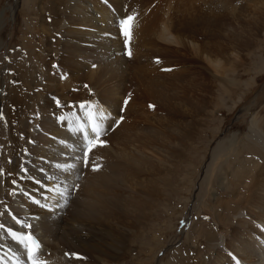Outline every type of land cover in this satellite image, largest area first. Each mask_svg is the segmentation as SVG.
Masks as SVG:
<instances>
[{
  "label": "bare ground",
  "instance_id": "obj_1",
  "mask_svg": "<svg viewBox=\"0 0 264 264\" xmlns=\"http://www.w3.org/2000/svg\"><path fill=\"white\" fill-rule=\"evenodd\" d=\"M186 1L38 0L37 7H30L33 14L27 24H32L31 36L37 34L41 45L25 50L24 64L11 68L18 73L20 84L13 87L9 83L0 97L3 134L8 139L0 152V257L11 255L27 264L20 260L23 256L9 229L18 234L35 232L42 252L39 259L45 264H91L96 254L90 242L103 245L99 264H105V242H116L107 247L111 262L124 257L127 246L120 226L128 213L134 217L145 214L134 204V189L155 177L146 188V203L152 205L155 198L148 194L155 189L161 192L160 185H171L159 177L158 169L176 168L177 150L183 155L188 149L182 139L173 146V135L182 138L193 131L199 137L208 123L202 118L195 123L177 119L180 113L174 102L187 100L180 93L185 89L182 76L187 72L201 76L205 71L218 79L222 72L227 77L234 69V48H219L217 14L210 18V39L204 42L202 28L193 31L188 19L205 22L203 6L200 0ZM46 9L56 14L65 10L68 17L52 14L46 21ZM127 10L136 11L131 56L121 46L115 22ZM35 11L40 12L36 19ZM154 56L160 57L158 64ZM81 104H90L105 116V143L89 153L87 166L81 136L76 129L58 126L55 117L83 116ZM250 126L246 139L257 146L253 152L258 162L249 181L253 199L234 208L226 198L215 199L220 207L214 215L217 225L227 222L237 233L218 239L206 229L210 242L200 264H236L237 260L239 264H264V128L257 121ZM93 163L99 166L96 170ZM58 164L65 168H57ZM198 227L199 233L202 225L194 229ZM133 249L129 247L126 254ZM77 251L84 257L81 262L65 255Z\"/></svg>",
  "mask_w": 264,
  "mask_h": 264
},
{
  "label": "rangeland",
  "instance_id": "obj_2",
  "mask_svg": "<svg viewBox=\"0 0 264 264\" xmlns=\"http://www.w3.org/2000/svg\"><path fill=\"white\" fill-rule=\"evenodd\" d=\"M200 3L205 22L189 16L192 30L202 28L204 42L209 41V21L216 13L220 31L219 48L225 51L234 48L231 59L234 69L227 77L222 72L218 79H212L205 71L202 77L190 72L182 76L185 89L180 93L186 95L187 100L180 99V104L174 102L180 113L177 119L195 123L202 118L204 123L205 120L208 123L201 128L199 137L193 131L182 138L173 135V146L182 139L188 149L183 155L177 150L180 159L176 168H157L159 177L167 178V183L171 185H160L161 192L155 189L149 193L155 198L149 206L146 203V188L156 178L149 177L134 189V204L145 214L134 217L128 213L119 230L123 232V243L127 249L136 248L128 255L126 249L124 257L114 263L106 252L107 247L116 245V242H105V264H200L208 252L206 244L210 242L206 229H211L218 239L221 235L237 233L227 222L225 226L217 225L214 215L220 207L215 199L226 198L225 201L232 208L253 199V194L249 192V181L258 164L253 152L257 146L247 140L246 135L253 121L264 128V0H200ZM33 4L37 7L38 0H0V97L9 83L13 87L20 84L18 73L14 74L12 69L24 64L25 50L41 45L37 34L31 36L32 24H27L33 14L30 10ZM60 8H63V4ZM36 11L35 19L40 13ZM47 11L44 12L46 21L52 19V14L57 18L68 17L65 10L59 9L57 14ZM173 12L175 17L176 8ZM246 55L248 59L243 61ZM43 59H46V55ZM152 59L158 64L160 57L154 56ZM12 64L14 66L10 67ZM13 121L15 123V119ZM2 125L0 116V152L6 149L5 143H8ZM21 146L24 148V143ZM177 148L180 149V146ZM213 191L215 195L211 194ZM229 217L234 219L231 212ZM135 219L138 221L134 222ZM195 225H202L199 233V227L195 230ZM127 228H131V231H127ZM90 245L96 254L95 259L91 257V264H99L103 245L101 242H90ZM76 254L74 261H83L82 253L77 251Z\"/></svg>",
  "mask_w": 264,
  "mask_h": 264
},
{
  "label": "snow or ice",
  "instance_id": "obj_3",
  "mask_svg": "<svg viewBox=\"0 0 264 264\" xmlns=\"http://www.w3.org/2000/svg\"><path fill=\"white\" fill-rule=\"evenodd\" d=\"M135 17L134 15H127L124 19L120 21V27H121V34L125 37V45H126V54L131 56L132 52L130 48H128V44L131 39V30H132V22L134 21ZM81 110L84 112L83 116H80L79 114L75 115L74 123L78 126V135L83 136L82 146L84 151V165L87 166L88 156L89 153L92 152V150L97 146H102L105 141L102 139V122L105 119V116L100 115L96 112L94 107L90 104L85 105L81 104ZM121 120L123 117L120 118ZM94 137V139L92 138ZM57 168H65L63 165H56ZM66 167H76V165H68ZM99 166L93 163V170H96ZM3 170L0 169V172ZM15 183V181H13ZM67 191V189H65ZM62 195V193H61ZM19 223V221H17ZM3 225H0V228H2ZM30 227V226H29ZM264 230V229H262ZM9 233L13 236V238L17 239L20 243H22L26 249L27 259L29 264H45L44 261L38 259L40 255H42L41 252V246L37 238L32 235L31 233H16L13 232L11 229H9ZM65 255H73L77 256L76 253ZM229 255H232L229 253ZM233 259L235 260V256H233ZM3 261V258L0 257V262ZM15 264H20L19 259L15 260ZM236 264H239V261H236Z\"/></svg>",
  "mask_w": 264,
  "mask_h": 264
}]
</instances>
